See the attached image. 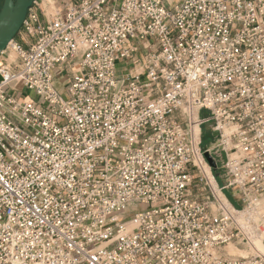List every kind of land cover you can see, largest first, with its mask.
Instances as JSON below:
<instances>
[{"label": "built area", "instance_id": "1", "mask_svg": "<svg viewBox=\"0 0 264 264\" xmlns=\"http://www.w3.org/2000/svg\"><path fill=\"white\" fill-rule=\"evenodd\" d=\"M59 3L0 54V264H264L225 250L264 231V0Z\"/></svg>", "mask_w": 264, "mask_h": 264}, {"label": "rangeland", "instance_id": "2", "mask_svg": "<svg viewBox=\"0 0 264 264\" xmlns=\"http://www.w3.org/2000/svg\"><path fill=\"white\" fill-rule=\"evenodd\" d=\"M42 1V6L46 9L47 12L52 11V6L50 5L53 0H41ZM60 3L59 0H55V7H59ZM11 54L9 50L6 52V54ZM121 65H117L118 71H120ZM55 77H56V84L58 87L62 86L63 80L65 79V73L61 72L60 74L57 75V72L55 71ZM26 93V92H25ZM23 92L22 95H25ZM31 94V93H29ZM21 97V96H19ZM207 110H202L199 113L200 118H205L208 115ZM200 131V135H199ZM199 138V148L203 150L205 147H211L215 144V133L211 131V122L210 121H204L200 124V129H198L196 133V141H198ZM198 156L204 166L206 167L209 176L213 179L214 178V184L215 187H218L220 192H222L223 196L227 199V201L230 203V205L235 209V210H240L243 205L237 196H233V189L232 188H224L222 189L221 186L224 185V183L221 181L220 176H219V171L216 169L213 171L212 169H209V165L207 164V161L205 160L204 157H202V154L199 153L197 147H196ZM208 151V150H207ZM210 154L213 155V153L210 152ZM208 183V181H207ZM213 192V191H212ZM214 194V193H213ZM215 196V195H214ZM231 207V208H232ZM245 225L248 227V229L251 231L253 238H258L263 244H264V237L259 231L258 227L256 226L255 222L246 219ZM234 249L235 255H243V256H249V255H257L252 251V246L248 243H233L229 244L227 247H225V250L228 252L229 249ZM237 250V251H236ZM240 250V252H239ZM242 252V253H241ZM260 256V255H257Z\"/></svg>", "mask_w": 264, "mask_h": 264}, {"label": "bare ground", "instance_id": "3", "mask_svg": "<svg viewBox=\"0 0 264 264\" xmlns=\"http://www.w3.org/2000/svg\"><path fill=\"white\" fill-rule=\"evenodd\" d=\"M198 123H199V118L194 116L193 121H192V125H191L192 139L194 142V162L196 165H198V167L201 169L202 173L206 176L207 181H208V185L210 186L211 190L213 191L215 198H216L218 204L220 205V207H222L227 213L232 214L233 213V210L231 208L232 206L227 201V199L223 196L222 192H220L219 188L215 187L214 179H212L209 176L206 167L204 166V164L202 163V161L200 160V158L198 156V153L196 150V145H195L196 133L199 129ZM262 205L264 206V200L262 202ZM234 217L237 221V224H238V227L240 228L241 233L247 239L248 244H250L252 246V251L255 254L260 255L261 257L264 258V244L258 238H253L251 231L248 229V227L245 225V222H244L246 219H249V220L255 222V224L257 226L258 217H257L256 210L255 209H250V210L247 209V210H244L243 212H239ZM258 229L264 237V231H262L260 228H258ZM234 252H235L234 249L230 248L228 250L229 254H234ZM239 252H240V250H239Z\"/></svg>", "mask_w": 264, "mask_h": 264}, {"label": "water", "instance_id": "4", "mask_svg": "<svg viewBox=\"0 0 264 264\" xmlns=\"http://www.w3.org/2000/svg\"><path fill=\"white\" fill-rule=\"evenodd\" d=\"M35 0H1L0 6V54L19 32L27 11ZM203 157L215 171L217 164L209 151H203Z\"/></svg>", "mask_w": 264, "mask_h": 264}, {"label": "trees", "instance_id": "5", "mask_svg": "<svg viewBox=\"0 0 264 264\" xmlns=\"http://www.w3.org/2000/svg\"><path fill=\"white\" fill-rule=\"evenodd\" d=\"M0 6H1V0H0Z\"/></svg>", "mask_w": 264, "mask_h": 264}]
</instances>
